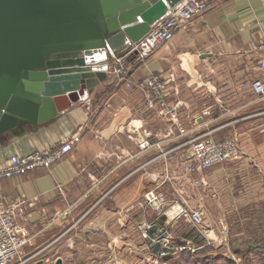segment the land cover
<instances>
[{
	"label": "crops",
	"instance_id": "1",
	"mask_svg": "<svg viewBox=\"0 0 264 264\" xmlns=\"http://www.w3.org/2000/svg\"><path fill=\"white\" fill-rule=\"evenodd\" d=\"M263 35L264 0H220L145 60L130 55L133 88L109 77L54 119L0 135L2 168L17 152L43 150L80 133L74 150L50 170L0 178V204L24 202L18 222L32 245L23 257L32 248L31 253L56 255L54 264H63V256L77 264L78 256H102V249L105 255L109 240L121 247L117 241L133 230L135 216L158 233L162 218L135 215L150 190L181 208L194 204L215 223L262 206L264 96L250 86L264 83V72L257 56L244 50ZM171 72L176 84L169 101L180 104L176 121L147 109L146 94L136 87L149 73L167 78ZM144 132L152 136L142 149ZM235 133L243 140L241 159L189 177L187 157L196 138L211 134L222 141Z\"/></svg>",
	"mask_w": 264,
	"mask_h": 264
},
{
	"label": "water",
	"instance_id": "2",
	"mask_svg": "<svg viewBox=\"0 0 264 264\" xmlns=\"http://www.w3.org/2000/svg\"><path fill=\"white\" fill-rule=\"evenodd\" d=\"M181 1L0 0V135L78 103Z\"/></svg>",
	"mask_w": 264,
	"mask_h": 264
},
{
	"label": "built area",
	"instance_id": "3",
	"mask_svg": "<svg viewBox=\"0 0 264 264\" xmlns=\"http://www.w3.org/2000/svg\"><path fill=\"white\" fill-rule=\"evenodd\" d=\"M218 1L220 0H182L170 8L164 17L151 25L150 32L140 42L130 44L124 54L112 56L106 67L108 76L112 81L122 82L128 88H133L134 85L130 82L132 70L129 64L130 55L136 54L137 60H145L159 47L173 40L175 34L186 22L201 15ZM244 52L256 55L259 69L264 72V35L259 42H253L252 46ZM175 84V72H171L167 78L160 74L149 73L137 82L136 87L145 92L147 109L156 111L159 116L176 121L180 104L172 105L169 101L170 91ZM243 87L245 88L246 84ZM250 88L264 96L262 81L252 82ZM151 136V133L144 132L140 148L145 149L150 145L148 138ZM79 141L80 133L76 132L43 150H35L30 153L17 152L10 157L6 166L0 168V178L19 177L37 169L50 170L56 163L69 155ZM240 157L241 147L236 135L219 141L213 135L205 134L192 142L186 169L190 177L197 171L233 162ZM145 200L146 204L159 214L166 212L171 204L174 203L173 207L177 205L156 190L148 191L145 194ZM23 203L0 204V264H11L17 259L22 261L24 249L32 245L28 229L18 222L19 216L23 213ZM184 213L185 211L182 209L175 217ZM191 220L196 228L202 225L203 220L199 211L191 216ZM185 250L186 247L179 248V252Z\"/></svg>",
	"mask_w": 264,
	"mask_h": 264
},
{
	"label": "rangeland",
	"instance_id": "4",
	"mask_svg": "<svg viewBox=\"0 0 264 264\" xmlns=\"http://www.w3.org/2000/svg\"><path fill=\"white\" fill-rule=\"evenodd\" d=\"M235 135L239 139L242 157L245 150L243 140L239 134L235 133L233 136ZM239 184L237 177L235 181L237 189H239ZM173 206L174 203L166 212L159 214L146 204V200L145 203L141 202L140 207L135 208V215L138 211H144L152 218L155 215L164 218V221L160 219L162 225L158 227V233L151 234L149 230L154 225L148 220L138 221L135 216L133 230L126 231L124 238L117 241L121 247L115 244V240L113 242L109 240L106 246L108 251L105 255L102 249V256L95 255L92 258L78 256L77 264H179L178 260L183 255L189 256L193 262H196L191 263L188 257L189 261L184 264H264V203L262 206L248 210L241 207L242 209H239L235 215L234 213L229 216L227 214L222 223L212 222L200 209H196L194 204L182 208L176 205L177 212L168 211ZM182 209L185 213L175 217ZM197 211L203 221L202 225L196 228L191 216ZM163 224L164 227H162ZM193 227L203 236L204 247H195L192 240L184 237L186 233L184 230ZM178 242L185 243L179 245ZM180 247H186V250L179 252ZM32 249L27 250L26 257H23L22 261L17 259L11 264L55 263L56 255L39 254V252L35 254L31 253ZM202 250L204 252L199 253ZM185 252L189 254H183ZM63 257V264H74L69 256Z\"/></svg>",
	"mask_w": 264,
	"mask_h": 264
},
{
	"label": "trees",
	"instance_id": "5",
	"mask_svg": "<svg viewBox=\"0 0 264 264\" xmlns=\"http://www.w3.org/2000/svg\"><path fill=\"white\" fill-rule=\"evenodd\" d=\"M164 218H162V220H163ZM186 233L184 234V237L186 238V239H190V240H192V242H193V245L195 246V247H198V248H200V247H204V244H205V240H204V238H203V236H201L198 232H197V230H196V228L195 227H193V228H187V229H185L184 230ZM183 233V232H182ZM181 235V234H180ZM185 242H182V243H179L178 242V244L179 245H182V244H184ZM204 252V250H202L201 252H199V253H203ZM198 253V254H199ZM183 254H189V252H185V253H183ZM197 254V255H198ZM189 256H186V255H183L179 260H178V263L179 264H184V262H186V261H189V258H188ZM169 262V261H168ZM190 262L191 263H196V262H193L192 261V259L190 258ZM170 263V262H169Z\"/></svg>",
	"mask_w": 264,
	"mask_h": 264
},
{
	"label": "bare ground",
	"instance_id": "6",
	"mask_svg": "<svg viewBox=\"0 0 264 264\" xmlns=\"http://www.w3.org/2000/svg\"><path fill=\"white\" fill-rule=\"evenodd\" d=\"M102 58H104V57H102Z\"/></svg>",
	"mask_w": 264,
	"mask_h": 264
}]
</instances>
